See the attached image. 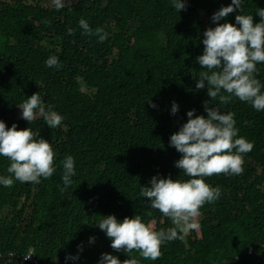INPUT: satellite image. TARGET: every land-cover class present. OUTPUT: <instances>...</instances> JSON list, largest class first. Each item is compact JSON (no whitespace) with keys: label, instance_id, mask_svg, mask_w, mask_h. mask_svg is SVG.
I'll use <instances>...</instances> for the list:
<instances>
[{"label":"trees","instance_id":"obj_1","mask_svg":"<svg viewBox=\"0 0 264 264\" xmlns=\"http://www.w3.org/2000/svg\"><path fill=\"white\" fill-rule=\"evenodd\" d=\"M229 4L186 0V8L176 11L171 0H64L57 11L40 1L0 0V120L39 131L56 153L50 179L0 185V264H29L7 258L29 249H35V264H99L103 253L120 261L135 257L140 264H264V112L235 98L220 105L207 96V87L196 88L195 79L206 70L196 60L203 32ZM258 8L264 9V0H242L241 11L220 23L234 24L237 14L259 22ZM81 18L93 30L103 28L107 38L82 34ZM53 55L61 68L45 65ZM257 69L264 84V64ZM38 92L46 110L51 106L64 117L60 126L16 116ZM205 101L235 113L239 135L254 143L243 174L206 178L220 187V198L199 210L198 228L166 242L159 259L115 251L97 224L104 216L122 221L140 215L157 231L172 227L141 188L150 187L153 176L188 179L175 167L181 154L169 140L189 110L207 115ZM69 155L76 175L65 187L61 161ZM8 166L0 157V175H9Z\"/></svg>","mask_w":264,"mask_h":264},{"label":"clouds","instance_id":"obj_2","mask_svg":"<svg viewBox=\"0 0 264 264\" xmlns=\"http://www.w3.org/2000/svg\"><path fill=\"white\" fill-rule=\"evenodd\" d=\"M51 2L57 11L64 7V0ZM171 2L176 11L186 8V0ZM241 5L242 0H231V4L221 7L211 17L215 26L203 32V53L196 57L200 68L206 69L200 71L199 78L195 79L196 88L207 87V96L210 100H218L220 105H227L235 98L249 104L257 112H264V84L257 78V65L264 64V9L258 8L256 11L259 22H254L252 14H237L234 24L220 23L229 14L241 11ZM78 23L82 34L95 36L99 42L108 36L101 27L93 30L83 18ZM45 65L57 69L62 67L55 55L49 56ZM147 100L150 107H156L150 99ZM209 105L205 101L206 116L194 109L189 110L180 129L170 136L169 145L181 154L175 167L181 169L188 179L153 176L150 187L141 188L140 195L150 201L151 208L169 218L172 227L157 231L143 222L140 215L124 217L122 221H118L114 215L104 216L97 224L110 239V246L115 251H135L144 260L159 259L163 255L162 246L166 242L183 239L184 235L198 228L199 210L220 198V187L211 186L206 178L243 174L244 156L253 150L254 143L239 135L235 113H224L219 107ZM178 107L173 102L171 113L176 114ZM19 108L22 110L21 118L29 124L42 117L49 128H56L64 119L51 106L45 109L39 92L27 97ZM0 157L9 161V175H0V185L6 188H11L15 181L39 184L41 179H50L56 172V153L48 140L39 135V131L34 132L29 127L17 129L15 123L7 127L2 120ZM61 164V178L64 186L68 187L71 178L76 175L74 158L66 156ZM94 239L92 237L90 241ZM34 254L35 249H30L23 256L14 252L8 256L20 257L16 261L33 264L26 260ZM66 259L76 260L78 257ZM99 264H140V261L135 257L120 261L116 256L103 253Z\"/></svg>","mask_w":264,"mask_h":264},{"label":"rangeland","instance_id":"obj_3","mask_svg":"<svg viewBox=\"0 0 264 264\" xmlns=\"http://www.w3.org/2000/svg\"><path fill=\"white\" fill-rule=\"evenodd\" d=\"M24 1L25 2H31V3H34L36 1H40V3H42L45 7H48V8L53 6L51 0H24ZM21 111H22L21 109L17 110V112H16L17 117H21Z\"/></svg>","mask_w":264,"mask_h":264},{"label":"built area","instance_id":"obj_4","mask_svg":"<svg viewBox=\"0 0 264 264\" xmlns=\"http://www.w3.org/2000/svg\"><path fill=\"white\" fill-rule=\"evenodd\" d=\"M30 250V249H29ZM28 252V251H27ZM27 252L25 253V254H27ZM24 259V258H23ZM25 260V259H24ZM26 261H30V262H33V263H35V259H34V257H33V255H32V257L30 258V259H28V260H26Z\"/></svg>","mask_w":264,"mask_h":264},{"label":"water","instance_id":"obj_5","mask_svg":"<svg viewBox=\"0 0 264 264\" xmlns=\"http://www.w3.org/2000/svg\"><path fill=\"white\" fill-rule=\"evenodd\" d=\"M1 257H3V256H1ZM7 258L8 259H13V260H20V257L18 258V257L7 256Z\"/></svg>","mask_w":264,"mask_h":264}]
</instances>
